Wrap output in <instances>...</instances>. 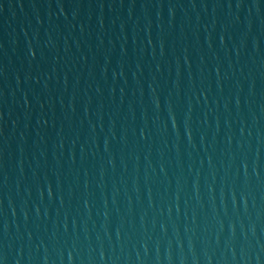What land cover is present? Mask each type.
I'll use <instances>...</instances> for the list:
<instances>
[{"label": "water", "instance_id": "1", "mask_svg": "<svg viewBox=\"0 0 264 264\" xmlns=\"http://www.w3.org/2000/svg\"><path fill=\"white\" fill-rule=\"evenodd\" d=\"M0 264H264V0H130L0 173Z\"/></svg>", "mask_w": 264, "mask_h": 264}]
</instances>
